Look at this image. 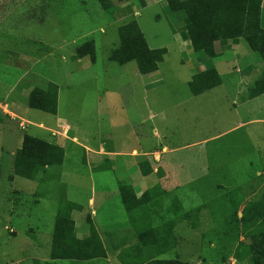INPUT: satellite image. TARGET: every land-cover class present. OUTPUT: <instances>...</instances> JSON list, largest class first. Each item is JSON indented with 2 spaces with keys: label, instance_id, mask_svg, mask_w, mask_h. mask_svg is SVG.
<instances>
[{
  "label": "rangeland",
  "instance_id": "rangeland-1",
  "mask_svg": "<svg viewBox=\"0 0 264 264\" xmlns=\"http://www.w3.org/2000/svg\"><path fill=\"white\" fill-rule=\"evenodd\" d=\"M133 1L110 0L111 20L99 0H0V264L134 263L133 247L155 230L172 238L147 252L156 262H248L242 249L250 238L240 220L264 194V99L241 100L258 78L246 64L263 63L256 54L240 64L228 54V72L201 53L190 57L218 67L222 81L191 72L182 53L188 50L172 44V15L156 5L136 20L148 44L168 55L156 72L140 75L135 61H112L119 28L134 20ZM209 83L221 85L189 92ZM50 85L57 86L56 100ZM31 98L47 108L55 102L56 114L30 109ZM26 135L55 157L32 180L16 171ZM134 185L141 186L137 193ZM121 187L140 199L136 225ZM64 202L83 208L73 216H81L80 232H95L94 224L107 236L121 231V250L107 248L109 257L88 263L53 259Z\"/></svg>",
  "mask_w": 264,
  "mask_h": 264
},
{
  "label": "trees",
  "instance_id": "trees-1",
  "mask_svg": "<svg viewBox=\"0 0 264 264\" xmlns=\"http://www.w3.org/2000/svg\"><path fill=\"white\" fill-rule=\"evenodd\" d=\"M109 19L113 20L115 8L110 0H99ZM130 1V0H126ZM262 0H166L165 7L168 12L179 21H185V30L188 32L194 52L204 51L212 55L211 44L218 40L242 39L252 52L257 53L264 63V30L260 27ZM174 28V24L171 25ZM120 46L112 53V61L120 65L135 61L140 75H148L158 70V65L163 62L166 49L151 50L135 20L119 28ZM129 51H125V46ZM202 76L214 79L215 71L201 73ZM217 79V77H216ZM192 83V82H191ZM214 85L206 84L198 91L190 87L193 95H199L211 89ZM54 89L56 100L57 86L50 85ZM253 92L249 98L264 93V73L253 84ZM42 99V98H41ZM52 105V106H51ZM43 105L42 102H34L31 98L29 108L40 110L49 114H56V103ZM52 107V108H51ZM52 148L46 143L32 136H24L20 155L16 159V171L18 176L27 180L36 178L39 172L53 165L54 159L49 152ZM62 156V154H60ZM23 168H20L22 167ZM25 166V167H24ZM21 169V170H20ZM16 174V175H17ZM128 188V192H124ZM122 204L125 208L131 224L136 225L132 215L136 212V198L132 187H121ZM127 191V190H126ZM230 196V195H229ZM240 199L235 206L242 205ZM62 211L56 219L55 233L53 235V259L72 261H89L105 258L103 248L97 235L92 232L91 239L80 242L75 239L73 222L67 213ZM241 222L247 228L250 244L243 246V257L246 264H264V194L258 202L246 206L242 211ZM167 230V229H166ZM165 232V229H164ZM167 232V233H166ZM165 235L159 230L145 232L139 238V247H133L132 251L139 249L134 263L124 261L123 264H181L178 262H156L157 255H149V250L159 245L169 244V231ZM159 244V245H158ZM135 248V249H134ZM131 251V252H132ZM126 252V251H125ZM127 253V252H126ZM147 254V255H146Z\"/></svg>",
  "mask_w": 264,
  "mask_h": 264
},
{
  "label": "crops",
  "instance_id": "crops-1",
  "mask_svg": "<svg viewBox=\"0 0 264 264\" xmlns=\"http://www.w3.org/2000/svg\"><path fill=\"white\" fill-rule=\"evenodd\" d=\"M134 1H137L138 3L135 4ZM134 1L132 3L133 4L132 5L133 15H134V20L137 22L139 28H140V23L138 20H136V18H138V19L142 18L141 13H140L141 11L146 10V9L153 7V6H156V5L161 6V8H165L167 6L166 0H134ZM179 1L184 2L187 0H179ZM167 21H168V26H169V22H170V24H172V25L174 24V27H175V32H173V33L171 32L172 44L173 45L176 44V46L179 49L180 48L181 49L186 48L188 50V52H182V53H185V55L188 57V60L185 62V65L188 66L189 68H191V72L197 71L198 74H201V73L208 72L209 70H212V71H215V73L217 75L216 76L217 81L221 82L222 81L221 72L218 69V67H211V69H206L205 66L199 65L200 63L195 62L193 60V57H190V56H192L194 54H201L202 53L205 56L206 61L207 60H219V62H220L219 64H221V65L217 64L218 66H223V64H224V66H226L227 71L228 70L232 71L231 66L228 67V65H231L232 64L231 62L233 60L235 62H239V64H240L242 59L252 58L253 54L258 55L257 53L252 52L249 49V47L247 46V44L245 43V41L242 39H236L234 41L233 40L215 41L213 44H211V50H212L211 56L205 55L204 51L194 52L190 38H189V35H188V32L185 30V21L184 20L179 21L174 16H172V18L168 17ZM263 22H264V0H262V2H261V21H260V27L264 30V28L262 26ZM140 30H141V28H140ZM141 32H142V30H141ZM142 34H143V32H142ZM143 36L145 38L144 34H143ZM154 39L157 40L158 37L155 35ZM145 40H146V38H145ZM146 42H147V40H146ZM147 45L151 50H158V48H156L154 46L151 47L148 44V42H147ZM243 45H245L247 47V49L250 51L251 54L246 53ZM159 49H166V48H159ZM166 51H167V53L164 56V59L168 55V50L166 49ZM228 54L232 55L233 60L227 57ZM164 59H163V61H164ZM260 60L262 61L261 57H260ZM262 63H263V61H262ZM260 65L261 64L259 62L249 60L245 66V69L250 70V74L253 75V78H254V76L258 77L254 81H257L261 77V75L264 73V63H263V67H261ZM222 69H223V67H222ZM228 72H226V73H228ZM216 77H215V79H216ZM220 85H221V83H218L217 85L213 86L211 89L204 91L203 93H206V92H208V91H210V90H212V89H214ZM250 85L252 86L253 83H251ZM203 93H200L199 95H201ZM191 95H193V94L191 93ZM199 95H196V96H199ZM193 96H195V95H193ZM260 99H264V93L260 94V95H256L253 98H249V96H248V97H245L244 99H242V100L240 99V100L242 102L241 104H244L246 101H258ZM142 182L144 184L143 180H142ZM138 185L136 187H135V185L133 186V189L136 191V193H137V190L140 189V187H141ZM60 203H61V201H60ZM71 205L78 206V207H76L78 210H75V209L72 210V208L70 207ZM67 209H68V212H67L68 218L70 219V221L73 222V230L75 233V239L80 241V242H83L87 239H91V233H89V235H88V233L84 234L83 232H80L79 225L82 224V223H80L81 216L78 220H75V218L73 217L75 213H79L80 215H82L81 212L83 211V208L81 206L75 204V203H72V202H64L63 206L58 211V214H60L62 211H64V212L67 211ZM96 217H97V213H95V211L92 210L91 211V220H93ZM122 223H126V222H122ZM93 224H94V222H93ZM100 227H101V225H100ZM94 229H95L94 233L99 238V242L103 248V252H104L105 256L107 255L109 257V252H108L109 249H107V248H112V250H114V248H118L119 250H121L122 244L124 242L123 237L119 236V235H121V234H119V233H121V231L118 232V234H116V235L110 234V236H107L106 232L104 230L98 229L95 224H94ZM117 242H122V244H118ZM124 249H126V248H124ZM120 254L121 253H119V255ZM95 260H97V259H95ZM92 261H94V260H89V261H85V262L88 263V262H92Z\"/></svg>",
  "mask_w": 264,
  "mask_h": 264
}]
</instances>
